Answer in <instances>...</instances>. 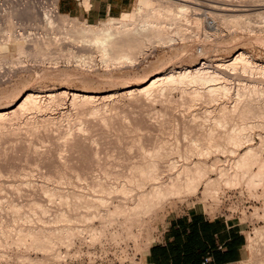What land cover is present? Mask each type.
Wrapping results in <instances>:
<instances>
[{
	"label": "rangeland",
	"instance_id": "rangeland-1",
	"mask_svg": "<svg viewBox=\"0 0 264 264\" xmlns=\"http://www.w3.org/2000/svg\"><path fill=\"white\" fill-rule=\"evenodd\" d=\"M9 0H0V2H6L10 5L9 9L14 8L16 6L15 4L20 2V0H10L11 2H8ZM35 0H32V4H34ZM39 1V0H37ZM35 1L37 4L38 2ZM42 2H45L44 4H50L52 0H41ZM39 1L41 4L42 2ZM234 1H239L243 3H250L249 0H234ZM246 1V2H244ZM135 0H129V8L128 10L132 9L134 6ZM257 2V0H255ZM254 0H252L251 3H255ZM57 3V0H56ZM12 4V5H11ZM8 5V6H9ZM14 5V6H13ZM19 5V4H18ZM17 5V6H18ZM11 8V9H12ZM58 8V6H57ZM204 9L203 7H201ZM59 10V9H58ZM60 12V11H59ZM252 13V12H251ZM22 15H16L15 20L17 21L16 23L19 22V18L21 19ZM28 17L33 18L35 16H29V15H23L25 17L22 22H19L18 24L21 26H18L17 29L20 32H23L25 29L24 34V39L26 38L25 36H32L31 40L29 37H27V43L29 41L32 43V41H38L37 43L34 42L33 48H31L33 45L29 44L25 48L26 50L29 51H24L25 55L23 52L20 54V61L17 62V64H20L22 62L27 64H22L18 65L20 68L16 72H12V75H9L5 73L4 71H7V68L9 64L6 62H2L3 64H0L1 73L3 76H1V81H0V109L1 108H6L8 106H11L14 102L15 99L21 94L25 89H34L36 91H40L41 94L47 93L48 90H59V89H65L66 91L68 90V94L63 98L56 96V99L54 101H48L49 104L44 102L42 106L45 104V107L43 110H40L42 108H31L30 111L28 109H25L26 111H23L21 113L18 111L14 117L12 116L10 119H4L6 120L5 122L3 121L2 123H6L5 125L6 128H4L2 125V132L6 131L3 133V135L0 133V199L5 200L3 203L8 202L9 199H11V203L17 204L16 206L19 207L20 205V211L16 210V214L18 212L20 213V217L16 215L14 218V223L13 225H19L23 224L26 226L31 227H39L42 228L43 226L49 227L54 229V226L57 224L60 225L59 223L61 222L58 219V214L62 211H65L68 213L69 211L71 212H76L80 211V214H84L81 212H85V217L84 215L79 217L77 220V225L81 228H88L89 225L90 227L92 225H95L96 227H103V225L109 223L111 226L108 224L109 228L105 226V231L103 235H100L96 241H94L92 238H88V234L86 229H83L79 234L80 236L82 235L83 239L78 237L77 235L75 236L72 245L68 247V250L65 246H59L57 249L65 254V256H57L59 258H53L55 256V251L54 256H49V254H46L47 260H45L43 257H45V253L42 254L41 251L33 250V249H25V246L16 245L14 242L11 241L13 240V236L8 239H3L2 242H4L3 248H1V257H0V264H143V254L144 251L148 248V246L154 242H157L160 239L162 230L165 226L166 220L169 216L175 215V214H180L183 211H186L192 206L195 207H202L205 209L206 213L209 215H217V214H224L228 216H233L236 218H239L244 224H245V235H246V246H245V251H246V261L248 264H264V235L261 237H255L253 240L249 241L248 240V234L252 233L254 228H259V227H264V186L259 185L257 187H253V190H249V186L247 187L246 183L240 182L241 184H235L234 186H225L224 183H221L219 188V193L214 194V196L217 197H212L211 195H207L204 197L203 195V183H200L197 187V189L193 190L190 193H183L179 198H173L167 202H164L161 205H158L159 207H154L153 211H146L141 214V223L138 221L137 225L134 224L130 230V233L122 232V217L121 213L118 214V212L115 213L113 218L107 216L108 213H106L107 208L111 209L112 211L116 209V204L120 200V198L124 199V196L121 193H118L119 196H117V191H111L108 193V191L102 192L99 188L95 190V187L91 188V185H87V180L82 177L83 175L86 176L85 172H88V170L84 171L85 167L89 169L90 173H94L95 175L100 172L101 177L103 176V179H107V177L110 179L106 180L111 183H115L117 180L111 176H106L105 172H102L105 167L108 169L107 171H118L122 173H126L127 167L129 164H131L130 161L136 160L137 158H141L138 156L142 155V152H139L143 149L140 150V147L136 146V142H132L130 144L131 146L133 145V148L130 149V146L128 143H131V138L133 139V136L137 138V134L141 137L140 140L141 146L143 148H148L151 149L154 148L158 144L159 141L164 142V146L166 139L169 140L166 141L168 144H172L174 146H178L179 149H183L185 145L187 146L188 143L190 142L192 137V133H194L195 137L197 133H199L197 130L198 127L197 125H200L201 119L198 120V114L200 113L199 110L202 108L204 109V106L208 104L207 107H211L212 104L216 105L220 101H227L226 103L232 104L234 100L236 101V87L238 85V74L232 75L231 76V81H229V86L230 87V93H231V98L230 101L227 99L228 96L230 97L229 92L226 93V98L222 93H218L215 97L218 98L214 99L207 98L208 93L206 95L203 92L201 97L199 96L200 100H208L210 99L215 100L213 103L211 101H204L206 105L202 102L194 99L192 103L194 105H198L197 101L202 103V106L194 107L189 105L190 103L186 102L190 100L189 97L187 96L189 92L185 90H189L191 88V85H183L178 83H172L173 85H167L165 88L168 86L170 87L169 89H159L157 90L160 91L161 93L163 91V94H160L158 92L154 94H149V93H144V94H138V93H133L134 95L130 96H125L126 94L123 93V90L126 87H136L137 84H143L150 78L153 74L158 73V72H163V71H168L171 68H178L182 66H188L193 65L197 63V61L200 60L201 56H205L206 59L210 62H213L219 58L221 59H228L230 58L234 51L236 49H243L247 52L248 55H250L257 63L264 64V22H258L257 20L259 19L257 15H254L253 13L250 16V21L248 22L247 25H241L235 26V25H230L228 23H223L219 18H212V16L209 14H205L203 17H205V24L206 26L213 24V26L217 27L212 29L214 32H212L211 29L209 34H204V33H199V35H192L191 37H187L184 39V41H178L176 43H172V46L170 45H164L159 42L157 45V42L155 43H146L144 45L143 51L141 50L139 57L137 60L134 61H122V62H104L100 56L97 50L94 48H89V46L75 43V41L72 42L73 37L71 38V34L64 29L61 28L59 32L58 27L51 28V26L47 25L46 27L43 22L40 23L41 19H39V23H37L38 18L36 19H29V22H33L35 27L37 26L36 23L38 24L37 28H33L34 24L30 23L27 24ZM108 18V17H107ZM26 20V21H25ZM218 20V21H217ZM245 18H242L239 23L243 24L246 23ZM36 21V22H35ZM100 21L95 22L99 24ZM25 23V24H24ZM32 24V26H31ZM28 25V26H26ZM42 25V26H40ZM26 26V27H25ZM212 26V25H211ZM30 27V28H29ZM43 27V29H42ZM46 27V28H45ZM29 28V29H27ZM48 28V29H47ZM55 28V29H54ZM55 32V34L52 32ZM58 32H57V30ZM32 30V31H31ZM17 31V32H18ZM66 31V32H65ZM16 32V31H15ZM29 32V33H28ZM32 32V33H31ZM68 35L70 37L68 38ZM36 38H34V37ZM67 36V37H66ZM39 39H38V38ZM29 38V40H28ZM35 40H34V39ZM68 38V39H67ZM33 39V40H32ZM71 39L70 41H68ZM23 40V38H22ZM40 40V41H39ZM42 40V41H41ZM67 40V41H66ZM24 41V40H23ZM44 41V44H42ZM41 44H40V43ZM25 43V42H24ZM26 45V43H25ZM39 47H38V46ZM42 45V46H40ZM38 48H37V47ZM153 46V47H152ZM170 46V47H169ZM37 48V49H36ZM34 49V55L33 50ZM70 49V50H69ZM36 50V51H35ZM145 50V51H144ZM200 51V52H199ZM28 52V53H27ZM37 52V53H36ZM145 52V53H143ZM200 53V55H199ZM16 54V55H15ZM28 54V55H27ZM33 56H31V55ZM143 54V56H142ZM12 57L17 56V52L13 50L11 52ZM30 55V56H29ZM89 56L88 60H81L79 59V56ZM24 56H26L24 58ZM36 56V57H34ZM79 57V58H78ZM23 58V59H22ZM15 59V57H14ZM22 59V61H21ZM212 60V61H211ZM20 62V63H19ZM16 64V62H14ZM16 64V65H17ZM31 64V65H29ZM11 65V64H10ZM3 66V67H2ZM5 68V70H3ZM22 68L25 70H20ZM251 72V71H250ZM250 72H242L244 74L240 75H245L246 73L248 75H245L247 77H244L243 80L246 78V83L249 84L251 80H253L257 77L258 80L264 76L263 72L259 71L262 73L259 76V72L257 70L254 72L252 71V78H248L251 76ZM258 74V76H253ZM11 74V73H10ZM5 75V76H4ZM235 76V81H233ZM237 76V77H236ZM241 76V78H242ZM5 81H4V79ZM5 77H8L7 80ZM256 78V79H257ZM3 79V80H2ZM237 79V81H236ZM264 78L261 79L260 81V86H262V91L264 90ZM9 80V81H8ZM263 80V81H262ZM249 81V82H248ZM8 82V83H7ZM263 82V83H262ZM6 83V84H5ZM233 84V87H232ZM263 84V85H262ZM180 87L183 85L182 88ZM14 86V87H13ZM16 86V88H15ZM23 86L25 87L23 89ZM125 86V87H124ZM185 86V87H184ZM189 86V87H188ZM27 87V88H26ZM124 87V88H123ZM187 87V88H186ZM8 88H10L8 90ZM184 88V91H183ZM232 88V90H231ZM17 89V91H16ZM22 91H21V90ZM182 89V91H181ZM4 90L10 91L8 94L4 93ZM20 90V92H19ZM166 92H165V91ZM2 91V92H1ZM5 91V92H6ZM73 91L81 93V91H97L99 94H106V93H112L113 95L110 97L108 96L106 98L102 99H95L93 101H80L76 103H71L69 100V94L72 93ZM235 91V92H234ZM261 91V93H262ZM44 92V93H42ZM150 92V93H151ZM185 94H184V93ZM264 92V91H263ZM187 93V95H186ZM233 93V94H232ZM122 94V95H121ZM225 94V93H224ZM263 94V93H262ZM260 95L264 97L263 95ZM16 95V97H14ZM18 95V96H17ZM186 95V96H185ZM234 95V96H233ZM5 96V97H4ZM233 96V97H232ZM2 97V98H1ZM13 97V98H11ZM188 97V98H187ZM223 97L225 99H223ZM257 97V96H256ZM8 98V99H7ZM187 98V99H186ZM7 99V100H6ZM104 99V100H103ZM186 99V100H185ZM223 99V100H222ZM3 101H5L4 104ZM14 101V102H13ZM67 101V102H66ZM79 101V100H78ZM219 101V102H218ZM71 104H70V103ZM86 102V103H85ZM197 102V104H196ZM4 105H3V104ZM47 104V105H46ZM75 104V105H73ZM204 104V105H203ZM8 105V106H6ZM97 106V111L94 110ZM188 105V106H187ZM201 105V104H200ZM99 107V108H98ZM187 107L189 113H187ZM213 107V106H212ZM200 110L204 111L203 114L207 115L205 113V110ZM211 109V108H210ZM210 109L208 111H210ZM28 110V111H27ZM35 112H34V111ZM40 110V111H38ZM195 111V119L200 121L197 123L195 121V124H193L194 118L191 117L190 115ZM32 111V112H31ZM63 111V112H61ZM66 114H65V112ZM95 111V112H94ZM207 111V110H206ZM212 111V109H211ZM198 112V114L196 113ZM215 111H212L210 114L214 113ZM189 116L191 117H187ZM208 114L207 116H210ZM42 115V116H40ZM199 118L202 116V112L199 114ZM204 115V118L206 117ZM214 115V114H213ZM46 116L48 117L49 121H45ZM45 117V118H44ZM51 117L53 119H51ZM105 121H103L104 119ZM202 117V122L204 125L209 124L207 121H212V117L204 119ZM253 121H252V119ZM42 119V120H41ZM188 119H192V123L189 125L186 124ZM250 119V122H254V126L257 124L264 126V119L262 118H257L256 117H250L248 118V121ZM255 119V120H254ZM203 120H207L204 121ZM258 120V121H257ZM261 121L263 123H261ZM190 122V121H189ZM188 123V122H187ZM197 123V125H196ZM256 123V124H255ZM253 124V123H252ZM4 125V126H5ZM194 126V131L193 127ZM196 125V126H195ZM259 125V127H260ZM185 126V127H184ZM192 127L191 133L187 127ZM261 126V128H263ZM4 128V130H3ZM188 129L187 134H191V136L188 137L186 135L185 130ZM196 129V130H195ZM200 129V128H198ZM0 130V131H1ZM185 131V132H183ZM245 134L242 135V139L240 140V144L238 145V152L241 153L246 149V145L248 143H251L253 145H256L261 142V139L258 133H261L263 135L264 130L262 129H257L256 126L253 129V127L250 129L245 130ZM247 133V134H246ZM185 135V137L183 136ZM244 136V137H243ZM192 137V138H191ZM178 138V145H175V141ZM187 138V139H185ZM134 139L133 141H135ZM157 140V141H156ZM184 140H188L187 142ZM156 141V142H155ZM192 141V140H191ZM200 141V139H199ZM202 141V139H201ZM264 141V140H263ZM177 142V141H176ZM183 145V143H185ZM156 143V144H154ZM162 143V142H161ZM263 143V144H262ZM126 144V149H124V145ZM160 144V143H159ZM167 144V145H168ZM167 145L168 149L174 151L173 145ZM182 144L183 146H181ZM264 147V142H261ZM138 145V144H137ZM153 145V146H152ZM171 146V147H170ZM135 147V148H134ZM181 147V148H180ZM139 148V149H138ZM177 148V147H176ZM137 149L139 150L137 153ZM144 149V150H145ZM167 149V150H168ZM264 148H261L259 152L261 154V158L264 157ZM125 150V151H124ZM143 150V151H144ZM124 152H126L124 154ZM258 152V154H259ZM141 153V154H139ZM224 153L219 154V162L228 168L229 171V165H231V160L232 155L227 153L229 152H222ZM174 153L173 157L176 158V160L182 161V159H178V154ZM197 154L191 155L192 159L197 160ZM214 154L204 157L206 158L207 161L209 162L210 160H213ZM125 157V159H124ZM180 157V156H179ZM228 158V162L227 159ZM199 158V156H198ZM97 159V160H96ZM99 159V160H98ZM96 160V161H95ZM139 160V159H138ZM137 160V161H138ZM99 161V162H98ZM210 161V162H211ZM99 164H104L99 166ZM129 162V163H127ZM135 162V161H133ZM209 162V163H210ZM98 165H96V164ZM126 168H125V165ZM180 163V162H179ZM226 163V165H224ZM92 164L93 166H90ZM94 165L98 167H94ZM88 166L91 167L88 168ZM94 167V168H93ZM108 167V168H107ZM92 168L94 170H92ZM96 168V169H95ZM97 168H100L97 169ZM231 168V167H230ZM208 169V168H207ZM206 169V176H209L211 178H217L218 177V170L213 168H209L208 170ZM99 170V172H98ZM92 171V172H91ZM94 171V172H93ZM64 173H67L66 175ZM84 173V174H83ZM79 174L80 179L76 177V175ZM104 174V175H102ZM64 175V177L62 176ZM93 175V174H92ZM71 176V178H69ZM71 179L69 182L68 179ZM81 177L84 179L81 180ZM163 177H166V174L163 175ZM77 178V179H76ZM90 178V177H89ZM124 178V177H123ZM88 179V177H87ZM86 180V183H85ZM90 180V179H89ZM68 181V182H66ZM74 181V183L72 182ZM105 181V182H106ZM72 182V183H71ZM66 183L68 184V189L70 187L74 188L70 189L71 191H78L77 193H85L87 194L84 195L86 201L89 203L92 200L95 199V202L93 201L92 204L89 203L87 206V202H81L79 204H82L76 210L71 209V207L66 206L65 203L66 201H61L63 193L65 189L67 188ZM70 183V184H69ZM107 183V182H106ZM72 185V186H70ZM70 186V187H69ZM42 187H44L42 189ZM58 189L61 190L60 193L57 189L55 191L56 193H52V189ZM46 188H51V189H46ZM43 191H42V190ZM67 189V190H68ZM46 190V192L44 191ZM49 190V191H48ZM64 190V191H62ZM68 190V192L70 191ZM99 190V191H98ZM70 191V192H71ZM82 191V192H81ZM252 193H251V192ZM48 192V193H47ZM51 192V193H49ZM67 192H64L66 194ZM62 194V195H58ZM121 194V195H120ZM103 196V198L100 199L98 196ZM61 196L59 199L58 197ZM123 196V197H120ZM211 196V197H210ZM87 197V198H86ZM118 197V199H117ZM72 198V197H68ZM131 198V197H130ZM128 198L129 202L131 199ZM217 198V199H215ZM7 199V200H6ZM69 199V200H70ZM99 202H108V205H105V207ZM103 199V200H102ZM104 199H106L104 201ZM122 199V201H123ZM215 199V200H213ZM0 200V201H2ZM72 200V199H71ZM97 200V202H96ZM102 200V201H101ZM126 198L124 199V201ZM60 201V202H59ZM74 201V199H73ZM62 202V203H61ZM65 202V203H63ZM72 202V201H71ZM121 202V201H119ZM118 202V203H119ZM0 205V217L3 218L4 215V220H7L8 218L6 217V214L9 215L8 211L6 209L5 204ZM85 205H84V204ZM116 203V204H115ZM1 204V203H0ZM40 204L41 206H37ZM67 204V203H66ZM115 204V208H113V205ZM16 207V208H17ZM107 207V208H106ZM66 208V209H65ZM105 212H104V209ZM113 208V209H112ZM153 208V207H152ZM258 211H257V209ZM3 209H5L3 211ZM64 209V210H63ZM69 210V211H67ZM255 210L257 211V214H254ZM3 211V212H2ZM8 211L7 213H4ZM60 211V212H59ZM110 211V210H108ZM12 212V211H11ZM103 212V213H102ZM4 213V214H3ZM26 214V215H23ZM58 213V214H57ZM105 213V214H104ZM121 214V215H120ZM11 215V214H10ZM23 215V216H22ZM28 215V216H27ZM57 215V216H56ZM104 215L109 219L111 218L113 221L107 219L106 220L102 217ZM143 215V216H142ZM26 218H25V217ZM5 217L7 219H5ZM10 217V216H9ZM17 218V220H16ZM81 218V219H80ZM101 218L103 219L102 221ZM107 220H109L107 223ZM16 221V222H15ZM104 221V222H103ZM101 222V223H100ZM104 223V224H103ZM113 223V224H112ZM76 224V222H75ZM86 224V226H85ZM103 224V225H101ZM141 224V225H138ZM42 226V227H40ZM83 226V227H82ZM137 226V227H136ZM57 227V226H56ZM93 227V226H92ZM45 228V227H43ZM48 228V229H49ZM111 228V229H110ZM114 228V229H113ZM121 228V229H120ZM47 229V228H45ZM111 232L112 235H114L113 231H118L115 232V235H118V238H113L109 231ZM113 230V231H112ZM86 231V232H85ZM113 232V233H112ZM132 232V233H131ZM82 233V234H81ZM117 233V234H116ZM119 233V234H118ZM107 234V235H106ZM128 236H127V235ZM12 235V234H11ZM110 235V236H108ZM85 236V237H84ZM107 236V237H105ZM77 237V238H76ZM106 239H105V238ZM109 237V238H108ZM82 240H80V239ZM87 238V239H84ZM108 238V239H107ZM6 240V241H5ZM7 243V241H9ZM100 240V241H99ZM7 244H11V246L6 247ZM1 246V245H0ZM14 246V247H13ZM22 246V247H21ZM56 249V250H57ZM18 250V251H17ZM2 251L4 255L2 256ZM17 251V252H16ZM20 251V252H19ZM65 251V252H64ZM19 252V253H18ZM21 252L23 253L22 255H26L31 257L30 259H27L26 261H21L19 258H16V253L21 255ZM51 253V255H53ZM19 255V256H20ZM43 255V256H42ZM18 256V255H17ZM18 256V257H19ZM42 256V257H41ZM52 257V259H48ZM37 258V261H35ZM41 257L44 259L43 263H39L38 258ZM16 258V259H15ZM34 258V259H33ZM57 259V260H55ZM21 261V262H17ZM41 261V262H42Z\"/></svg>",
	"mask_w": 264,
	"mask_h": 264
},
{
	"label": "bare ground",
	"instance_id": "bare-ground-1",
	"mask_svg": "<svg viewBox=\"0 0 264 264\" xmlns=\"http://www.w3.org/2000/svg\"><path fill=\"white\" fill-rule=\"evenodd\" d=\"M11 1L9 0L8 2H11ZM35 1H37V0H35ZM35 1H34V4H32V0H20V2H18L16 4L12 1L16 5V6L13 5L14 8H12V6H11L12 9L11 8L9 9L10 5L8 3L0 2V64L4 65V63H2V62H5V64L7 62L9 64V66L6 64L8 66V68L6 65H4L7 68V71H4V72L5 73L8 72L7 74H9V75H12V72L13 73L16 72L21 66H23V64H25V63L22 64V62L21 63L19 62L20 64H22L19 67L18 65H20V64H17V62L20 61L19 60L21 57L20 54L22 52L24 53V54H21L22 56L25 55L24 51H29V53H30L31 49L30 50L25 49L27 47V45H29V44L33 45L34 42L35 43L38 42V41L37 42L32 41V43H33L32 44L29 41V43H27V40H25V39H27V37H29L31 40L32 36L30 37V34H29V36L26 35L25 36L26 38L24 39L23 33L25 32V34H26V32L28 30L25 31V29H23L24 30L23 32L18 31L17 27L21 26V24L19 25L18 23L22 22V20L25 18V17H23V19H22L23 15H29V16L33 15L36 17V19L38 18L37 23H39V21H40L39 19H41L40 23L43 22V24H44V22H45L44 25L46 26V24H47V25L51 26V28H53V27L57 28L58 27L59 32L62 30L61 28H64L68 32V34L70 33L72 35L71 36V38L73 37L72 42L75 41V43H78L77 45L83 44V45L89 46V48H94L99 53L100 58L106 63L107 62L112 63V61L113 62H115V61L116 62H122V61H125V62L128 61L129 62V61H131L132 62L134 60H137L141 50L143 51L144 45L146 43H149V42L155 43V41H156L157 45H159L158 43L161 42V44H163L162 46H164V45L165 46L166 45L172 46V43H176L178 41H184V39H186L187 37H189V36L191 37L192 35H194V36L199 35V33H201V32L204 33L205 35L209 34V32H210L209 29H211L212 27H213L212 29L217 28V27L213 26V24H211L212 26L209 24H208V26H206V24L204 23L205 17H203L205 14L206 15L210 14L212 16V18L213 17L219 18L223 23H228L230 25H235V26L237 25L239 27L241 25H247L248 24V22L250 21L249 18H250L252 13L254 15L258 16V18H259L257 20L258 22H264V0H257V2H255V0H254L255 3H251L252 0H249L250 3H243V2L234 1V0H135L134 6L132 9L127 10V11H123V12H121V14H119L117 16H108V18L101 19L99 24L88 23L84 20H80L76 17H72V16H69L68 14L59 12V10L57 8L56 0H52L50 2V4H44L45 2H42L41 0H39V1H41L42 3L40 4L39 1H37L38 2V4H37ZM244 2H246V1H244ZM201 7H203L204 9H202ZM16 15H18V16L22 15V16H20L21 19L19 18L18 23H16L17 21L15 20ZM35 17H33V18H35ZM33 18H31V19H33ZM242 18L247 19L246 23H243V24L239 23ZM29 19H30V17H28V20H27V16H26V20L28 21L27 24H29V26H30V23L34 24L35 19L33 20V22H31V21L29 22ZM37 23H36V25L38 26ZM32 24H31V26H32ZM42 25H40V26H42ZM26 26H28V25H26ZM37 26L35 27V24H34V27L33 26L32 27L37 28ZM21 27H23V26H21ZM46 27H48V26H46ZM29 28H27V29H29ZM42 29H43V27H42ZM53 30H52V32H53ZM55 32H53V33L55 34ZM57 32H58V30H57ZM212 32H214V31L212 30ZM63 33H64V31H63ZM64 34L67 35V33H64ZM69 37H70V35H68V38ZM22 38L24 41L22 40ZM29 38H28V40H29ZM34 38H36V37H34ZM70 40L71 39H69L68 41H70ZM24 42L26 43V45ZM42 44H44V41ZM40 46H42V45H40ZM33 47H35V46L33 45L31 48H33ZM27 49H29V48L27 47ZM13 50H15L17 52V56L12 57L11 52ZM32 50H33L32 52L34 54L35 53L34 49H32ZM143 53H145V52H143ZM34 55H36V54H34ZM199 55H200V53H199ZM31 56H33V55H31ZM142 56H143V54H142ZM14 57H15V59H14ZM25 57L26 56H24V58ZM34 57H36V56H34ZM79 57L78 58L83 60V61L84 60L86 61L89 59V56H88V59H87V56L81 55ZM22 59H21V61H22ZM14 62H16L17 65L14 64ZM25 65H27V64H25ZM29 65H31V64H29ZM3 70H5V68H3ZM20 70H22V68ZM23 70H25V69L23 68ZM254 70L255 71L257 70V72H259V71L263 72L264 71V64L257 63L250 55L247 54V52L245 50L236 49L234 51L233 55L228 59L219 58L213 62H210L206 59L205 56H201L200 60L197 61V63H195L193 65L189 64L188 66L171 68L168 71L155 73L150 78H148V80L146 82H144L143 84H140V85L137 84V86L136 87L134 86V88L133 87H126L123 90V93L126 94L125 96H129V95L132 96V95H134L133 93H135V94L136 93H138V94H141V93L142 94H144V93L153 94L152 92H153V90H155L154 94H155V92H156V94L158 92H160V94H163V91L161 93V90L166 89L167 87L165 88V86L173 85L172 83H174V84L177 83V85H178V83H180V84L183 83V85L185 84V86L188 84L191 85V88L189 90H185V91L189 92V94L187 95V93H186V95L189 97L190 100L188 101V99H187L188 97L186 98L187 100L186 99L185 100H186L187 104H188V102L189 103L191 102L189 104L190 106L191 105L193 106V104H195V103H192L194 101V99H196V100L199 99V101H202L203 103H204V101L205 102L209 101V99L203 100L204 99L203 97H205L204 95L201 96V94L203 92H205L204 93L205 95H206V93H208L207 95H209L206 97V99L208 97L211 98V96H212V99H214L213 97L218 95V93H222L226 98V93L229 92L230 97L228 96L227 99L230 101V99L232 100L231 93H230V87H229V86H231V85H229V81H231L230 80L231 76L233 74L236 75L235 73H237L238 71L240 72V74L242 72H245V71L246 72L251 71L250 72L251 76H249L248 78H250V77L252 78V71L254 72ZM1 73H3V71H1V68H0V77L3 76ZM5 73H3V74H5ZM240 74H238V77L236 76L238 78V85L235 89L236 92L234 91L236 94L235 95L236 98H233V99H236V101L234 100V102H232V104L226 103L227 101L226 102L225 101H220V102L218 101L219 102L218 104H216V105L212 104L213 107L211 106L210 108L212 109V111H215L214 113H212V115L210 114L212 112L211 109L209 107H207L208 104L206 105V103H208V102L204 103L206 106H204V109H202V108L201 109L205 110L206 114H207V112H209L208 114H210V116L212 117V121L210 122L207 120H203V122L207 121V122H209V124L204 125L203 123H201L202 117L204 118V115H205V114H203L204 111H200L201 109L199 110L200 113L202 112L201 118H199L200 113L198 114V112H196L198 114V120L201 119V122L198 121L197 119H195V118H197V117H195L197 115L194 114L195 111L194 112H193V110L191 111V112H193V116H192V114L190 116L193 118L195 117L193 124H195L196 120H197L196 121L197 123L200 122V125H197V123H196V125L198 127H195V128H197V130H199L198 131L199 133H197L196 137L194 136L195 132L192 133L193 134L192 135L193 139H191L192 141L190 140V142H189L187 140L189 143L186 140H184L188 143V145L187 146L185 145L186 142L183 143V145H185V147L183 149L181 147H180L181 149H179L178 146H174L173 145L174 143L170 144L171 143L170 142L169 144L171 146L173 145L174 151H177V152H173V150L171 149L172 148L171 146H170L171 148L168 149L169 148L168 147L169 140L166 139V141H168L167 143L165 141V144L166 145L168 144L167 145L168 148H167V147H165L166 145L164 146L163 141H159L162 139H159L158 141L156 140L158 142V144L156 146H154V148H152V147H151V149L148 148L149 150H147V152H145L147 148L145 149L142 147L143 145L141 146V142L139 141L141 137L137 134V138H135L134 137L135 135H134L133 139L131 138V141H130L131 143H128L130 146V149L133 148V145L131 146L130 144H132V142H134V143L136 142V146H135L136 148H137V146H139L140 150L141 149H143V150L145 149V150L139 151L138 150L139 148L137 149V153H138V151L142 152V155L138 156L141 158H137L136 160H133L135 162L130 161L131 164H129V166L127 165V163H129V162H127L125 165V168H126V166H128L126 173L121 174V172H118V171L112 172V171H110L111 169L109 171H107L109 169L108 167H107L108 169H106V167H105V169L103 171H101L100 168H97L101 171V173L105 172L106 176L112 175L111 177H113L117 180L115 183L109 184L110 182L106 181L107 179L109 180L110 177L109 178L107 177V179L105 180V179H103L104 178L103 176L102 177H101V175L97 176V174H100L99 170H98L99 173H97L95 175L94 173H90L89 172L90 170L87 169V167H85L84 171L88 170V172H85V174L87 173L86 176L83 175L82 177H84V179L87 180V183L85 180V183L87 185L88 184L91 185L90 187L91 188L93 187V189L95 187V190H97V188H99L100 190H102V192L108 191V193H109L111 191H117L116 192L117 196H119L118 193H121L124 196V199L126 198V200L124 201L123 198H120V200H119L117 197V199L121 202L118 201L119 203L118 202H117V204L115 203L116 206H115V204L113 205V208L116 207V209H114L113 211L111 209H109V207L108 208L106 207L107 208L106 213L109 212V214H107V216L109 215V217H111V218H113V217L116 218L117 215L114 216L116 212H118V214L119 213L122 214V215L120 214L122 217V223L120 224V225H122V229H123L122 232L124 230H126L124 232L130 233L131 228L135 226L134 224L137 225L138 221L141 223V220L139 218H141L140 216H141V214H143V212H146V211L151 212L154 210V207H156V206L159 207L158 205H161L164 202H167L173 198H179L183 193H187V192L190 193V191L192 192L193 190L197 189V187L200 183H203V186H204L203 191H202L204 197L207 196L208 194L211 196L213 195L212 197H217V196H214V194L217 195V193H219L218 190L220 188V185H222L221 183H224L225 186L226 185L227 186H231V185L234 186L235 184H241L242 182H244V183H246L247 187L249 186L248 187L249 190L250 189L253 190V187H257L259 185L264 186V157L261 158V156H259L261 154V152H259L260 149L264 148V147H261V146H263L262 145L263 143L260 144L261 142H264L263 141L264 140V133H263V135L261 133L257 134V135H259V137L261 139L260 143H258L256 145L248 143L246 145V149L243 152H241V153L238 152V145L241 143L240 140L242 139V135L245 134L244 132L246 129L248 131L249 128L251 129L253 127V129H254L256 126L257 129L260 128V129H262V131L264 130V126H262L260 124H259L260 127H259V125L257 127V124L259 122L258 120H257L258 121L257 124L255 123L256 124L255 126H254L255 121L252 122L253 121L252 118H251L252 119L251 122H250V119L248 121V118H250V117H256V119L257 118L264 119V97L263 96L260 97V95L262 93L264 94V92H263L264 90L262 91L263 88H262V86L259 85L261 79L264 78V76H263L264 74L263 75H261L262 73L259 74V76H263L261 78L258 76V74L255 75V73H254L253 76H258L259 79L260 78L261 79L259 81L257 77H256L257 79L256 78L254 79V77H253V80H251L249 84L246 83L247 82L246 78L244 79L246 82L243 80L244 77H247L245 75H248L249 73L248 74L246 73L245 75H243L244 77ZM242 74H244V73H242ZM241 76H242V78H241ZM5 78L7 80L8 77H5ZM3 79H4V77H3ZM233 79H234L233 81H235V76ZM0 81H1V78H0ZM4 81H5V79H4ZM236 81H237V79H236ZM183 85L181 87H180V85L177 87L182 88ZM232 87H233V84H232ZM15 88H16V86H15ZM24 88L25 87L23 86V89ZM158 88L161 90L157 92ZM169 88L170 87L168 86L167 89H169ZM9 89L10 88H8V90ZM20 90H19V92H20ZM231 90H232V88H231ZM5 91L6 90H4V93L10 92V91L5 92ZM16 91H17V89H16ZM181 91H182V89H181ZM183 91H184V88H183ZM261 91H262V93H261ZM42 93H44V92H42ZM67 94H68V90L66 91L65 89H59L57 91L56 90H48L47 93H45V94H41L40 91H36L34 89H25L21 94H19V96L17 95L18 97L15 99V102L13 101L14 103L11 106L6 105L8 107L0 109V126L2 125L4 128H6L7 125H5V124H7V122L2 123L3 121L4 122L6 121L4 119H7V118L10 119L12 116L14 117V115L18 111L21 112V110H23V109H24V111H26L25 109H28L30 111L31 108L32 109L33 108L39 109V107L40 108H42L43 106L45 107V104L42 106V104L44 102L46 103V101H47V104H49L48 101H51V102L54 101V99H56V96L59 97V95H60V97L62 96L64 98ZM127 94H129V95H127ZM69 95H70L69 100L71 101V103H76V101L77 102H80V101L81 102L82 101L83 102L84 101L89 102V101H93L95 99H102V98L108 99L109 98L108 96L111 97L113 94L112 93L103 94V92H102V94H99V92H97V91L96 92L95 91H83V92L81 91V93L73 91ZM199 96H201L203 99L200 100ZM218 96H220V98H221V95H218ZM218 96H217V98H218ZM14 97H16V95ZM11 98H13V97H11ZM225 98L223 97V99H225ZM212 99H210V101ZM216 99L212 100L211 103H213V101H215V103H216ZM227 99H225V100H227ZM199 101H197V102L201 104V105L198 104L200 107V106H202V103ZM4 102L5 101H3V103ZM197 102H196V104H197ZM4 104H6V103H4ZM73 105H75V104H73ZM198 105L197 106L194 105V106L198 107ZM44 107L40 110H43ZM191 108L188 109V107H187V113H189L188 110H190ZM195 109H197V108L194 107V110ZM209 109H210V111H208ZM40 110H38V111H40ZM94 110L97 111V106H96V108H94ZM61 112H63V111H61ZM21 113H23V111ZM65 114H66V112H65ZM207 115H205L206 117L204 119L210 118V116H207ZM40 116H42V115H40ZM190 116L188 114L187 117H190ZM51 119H53V118L51 117ZM102 119H104V117ZM44 120L49 121L47 116H46V119H44ZM105 120L106 119H104L103 121H105ZM187 122H186L185 126L187 124L189 125V123L191 124L192 119H190V120L188 119ZM263 122L261 121V123H263ZM190 126H192V125H190ZM261 126L263 128H261ZM192 127H193V131H194V126H192ZM192 127L188 126L187 128H190L189 129V131H190L192 129ZM4 128H3V130H4ZM198 128H200V129H198ZM1 129H2V127L0 128V130ZM185 131H186L187 137H188V135L190 137L191 134H187L188 129H186ZM185 131H183V132H185ZM193 131L191 130L188 133H191ZM1 132H2V130L0 131V133ZM4 132H6V131H3V133ZM3 133H1V134L3 135ZM183 136L185 137L184 134H183ZM189 137H188V139H190ZM138 138H139V140H137ZM134 139H136V140L133 141ZM175 139L177 141V142L175 141V145H178L177 143H180V142H178L179 141L178 138H175ZM185 139H187V138H185ZM199 139H200V141H199ZM201 139H202V141H201ZM154 144H156V143H154ZM180 145L183 146L182 144H180ZM126 147L127 146L125 144L124 149H126ZM220 152L223 155H224V153H222V152H229V153H227V155H229V154L232 155V158H230L231 165L228 164L229 171H228V168L226 166H223L221 164L222 162L221 163L219 162L220 159L218 157L219 156L218 153H220ZM258 152H259V154H258ZM125 153L126 152H124V154ZM174 153L178 154V159L181 158L182 161L176 160V158L173 157ZM195 153L199 156V158L197 156V160H194L191 157V155L193 156V155H195ZM139 154H141V153H139ZM176 154H175V156H176ZM212 154H214V156H216V157L212 156L213 160L212 161L210 160L211 162L209 161L210 162L209 163L206 158H208V156H210ZM205 156H207V157L204 159ZM124 159H125V157H124ZM225 160H227V162H228V158ZM98 162H96V163H98ZM98 164H96V165H98ZM96 165H94V167ZM101 165H103V167H104V164H99V166H101ZM224 165H226V163ZM90 166H93V165L91 164ZM90 166H88V168L91 169ZM96 167H98V166H96ZM93 168H92V170H94ZM207 168L208 169L209 168L217 169L218 170V177L217 178H211L209 176H206L205 172H206ZM1 171L2 170H0V172ZM64 174L66 175L67 173H64ZM164 174H166V177H163ZM102 175H104V174H102ZM62 176L64 177V175H62ZM76 177L78 179H80L79 174L76 175ZM82 177H81V180L83 179ZM87 177H88V179H87ZM69 178H71V176ZM64 179H65V177H64ZM84 179H83V181H84ZM69 180L71 181V179H68V181ZM68 181H66V182H68ZM72 182L74 183V181H72ZM74 185H75V183H74ZM70 186H72V185H70ZM65 187H67V188H64L65 191L64 190H62V191L67 192V193L64 194V192H61V193H63V195L58 194V195H62V197L61 196L58 197V199L61 197V199H59V200L66 201L67 204L65 202H63V203H65L64 204L65 207L68 206V207H71V209L76 210L75 207H77L79 203L87 202L86 199L84 198L85 197L84 195L87 196V194L77 193L79 190L78 191H73V190L71 191L70 189H73L74 186H73V188L70 187V189H68L67 183H66ZM43 188L44 187H42V189ZM58 188L59 187H57V189ZM46 189H51V188H46ZM57 189H55V188L52 189V190H54V191H52V193H56L55 191H57ZM67 189L70 190L71 192L70 191L68 192ZM44 191L46 192V190H44ZM58 191L60 193L61 190L58 189ZM49 193H51V192H49ZM82 194H84V195H82ZM123 196H120V197H123ZM68 197H72L71 198L72 200ZM98 197H100V199L103 198L102 195L98 196ZM128 198L131 199L130 202H129ZM217 198H215V199H217ZM73 199H74V201H73ZM122 199H123V201H122ZM215 199H213V200H215ZM0 200H2V199H0ZM10 200L11 199H9V201L6 203L5 202L3 203V201H5V200L0 201V203H1L0 205H2V203L5 204V206H3V207H6V209L8 211H10L8 213L9 215L6 214V217L8 219L6 217H5V219H7V220H4L3 218L5 215L4 213H7L8 211L3 213L4 214L3 218L0 217V245H1L0 247H2V248L4 246L3 245L4 242H2L3 239H6V238L8 239V237L10 238V236L11 237L13 236L12 237L13 240L11 241V244H12V242H14L16 244L14 246L18 245L17 248H19V245H22V246H25V249H33V250L41 251L42 254L45 253V255H44L45 257H43L44 259L47 256L46 254H49V256H54L53 252L55 251V256L53 258H56L57 256H59V257L63 256V255L65 256V254L67 253V251L66 252L64 251L65 252V254H64L63 252L60 251V249L58 250L57 247L63 245L68 250V247L70 245H72V243H74L73 240H74L75 236L77 235V237H78V234L83 229H86L87 233L85 235L88 234V238L90 239V241H92L91 238L94 241H96L95 239H97L98 237H100V235H103V233L106 232L105 231L106 224L103 225L104 223L101 224V225H103V227L102 226L96 227L95 225H92L93 227L92 226L90 227L91 224L89 225L88 228L79 227L80 225L79 226L77 225V220L79 219V217H81L82 214H80V211L71 212L69 210H67V211H69L68 213L65 212L66 210L62 211V212L59 211L60 212L59 214L57 213L58 219L61 222L59 223L60 225H58V224L56 225L57 227L54 226V229H53V227L49 228L46 226H43V227H45L47 229L43 228L42 226H40L42 228H39V227L36 228V227H31V225L26 226V224L25 225H23V224L22 225L21 224L16 225L17 223L15 225H13L14 223H12V221H14V218L16 217V215L19 214L18 217H20L19 212H18V214H16V212L18 210L20 211V208H19L20 205H19V207H17L16 206L17 204H14L15 202L12 204ZM89 200H92L89 202L91 204L93 201L95 202V199L93 200V199L89 198ZM97 200H96V202H97ZM105 200L106 199H104V201ZM105 202H103V201L99 202V200H98V204L103 203L105 205H108V202L107 203H105ZM89 203L87 202V204L86 205L84 204V205L87 206ZM81 205L82 204H79V206H81ZM105 205H103V206L105 207ZM37 206L40 207L41 205L38 204ZM67 209H69V208H67ZM151 209H153V210H151ZM4 210L5 209H3V211ZM108 210H110V211H108ZM257 211H258V209H257ZM257 211L255 210L254 214H257L256 213ZM104 212H105V209H104ZM81 213H84L83 214L84 217L87 215V214L85 215V212H81ZM146 214H147V212H146ZM23 215H26V214L23 213ZM0 216H2V215H0ZM102 217H103V215H102ZM105 217L106 216L104 215L103 218L106 220L107 217L106 218ZM109 217L107 219H109ZM111 218L109 220H111V221L115 220V219L112 220ZM16 220H17V218H16ZM102 220L103 219L101 218L100 221H102ZM109 220H107V222ZM75 222H76V224H75ZM109 223H110V221H109ZM108 224L106 227L109 228ZM141 224H138V225H141ZM109 225L111 226V224H109ZM85 226H86V224H85ZM107 231H109V229H107ZM110 231H109V233L111 234ZM113 232L115 235V232H119V231L117 229V231H113ZM82 233L84 234V232H82ZM82 235L80 236V234H79V237L83 239ZM114 235L111 234V236L113 238H118L117 237L118 235H116V236H114ZM263 235H264V227H262V226L259 228L256 227V228H254L252 233L248 234V240L251 241L255 237H260V236L262 237ZM108 236H110V235H108ZM105 237H107V236H105ZM80 238H78V239H80ZM82 239H80V240H82ZM84 239H87V238H84ZM8 242H10V240L7 241V243ZM7 243H6V247H7V245L11 246V244L9 245ZM0 250H1V248H0ZM2 253H3V251H2ZM18 253H16V258H19V260H21V261H26L27 259L31 258V257H29V255L28 256L22 255L23 254L22 252H21V255ZM51 253H53V255H51ZM3 255H4V253L2 254V256ZM17 255L18 256L20 255V256L18 257ZM49 256H48V259H52V257L49 258ZM0 257H1V255H0ZM41 257H39L38 259L41 260L42 259ZM59 257H57V258H59ZM35 259H36L35 261H37V258H35ZM44 259H42V260L44 261ZM45 260H47V259H45ZM55 260H57V259H55ZM21 261L17 260V262H21ZM41 261H39V263H43V261L42 262Z\"/></svg>",
	"mask_w": 264,
	"mask_h": 264
},
{
	"label": "crops",
	"instance_id": "crops-1",
	"mask_svg": "<svg viewBox=\"0 0 264 264\" xmlns=\"http://www.w3.org/2000/svg\"><path fill=\"white\" fill-rule=\"evenodd\" d=\"M60 12L88 23L117 16L129 0H57ZM245 224L224 214L209 215L200 206L169 216L160 239L148 246L143 264H248Z\"/></svg>",
	"mask_w": 264,
	"mask_h": 264
},
{
	"label": "built area",
	"instance_id": "built-area-1",
	"mask_svg": "<svg viewBox=\"0 0 264 264\" xmlns=\"http://www.w3.org/2000/svg\"><path fill=\"white\" fill-rule=\"evenodd\" d=\"M204 211H205V209H204ZM208 261H209V257H206V258L202 261L201 264H206ZM167 264H174V263L169 262V263H167Z\"/></svg>",
	"mask_w": 264,
	"mask_h": 264
}]
</instances>
